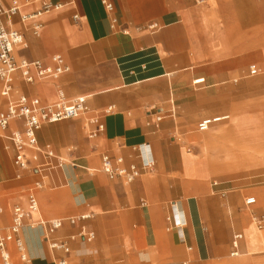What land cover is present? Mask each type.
Segmentation results:
<instances>
[{
    "label": "crops",
    "instance_id": "crops-1",
    "mask_svg": "<svg viewBox=\"0 0 264 264\" xmlns=\"http://www.w3.org/2000/svg\"><path fill=\"white\" fill-rule=\"evenodd\" d=\"M1 1L9 8L14 0ZM18 1L20 13L4 16L27 44L15 51L46 64L60 54L71 69L57 82L26 83L18 76L15 91L52 103L60 86L68 98L88 96L90 110L37 132L38 145L54 153L37 152L34 161L36 152L25 151L39 174L19 170L12 142L0 136V235L10 232L14 208L27 207L34 193L39 211L20 233L32 264H202L225 253L236 232L243 235L240 248L264 244L249 218L264 215V183H254L263 174L205 177L203 137L196 128L211 115L210 103L219 105L214 111L232 113L215 117L264 126V108L252 119L239 113L255 110L251 78L263 79L264 93V0H110L112 12L102 0ZM43 2L62 7L38 18L42 28L35 35L37 19L23 22L21 15L35 13ZM152 24L157 27L150 29ZM253 65L260 72L251 76ZM227 90L237 96L224 107ZM6 104L0 99V108ZM111 105L115 109L107 113ZM94 115L105 128L90 138ZM15 129H23L21 121H12L6 133ZM103 154L136 163L141 175L132 182L111 179L101 170ZM250 194L257 201L246 206ZM80 215L91 217L67 220ZM56 218L67 221L46 240L38 222ZM83 228L95 233L92 241L79 235ZM52 240L65 241L70 252L51 249ZM7 247L13 264H24L15 240Z\"/></svg>",
    "mask_w": 264,
    "mask_h": 264
},
{
    "label": "built area",
    "instance_id": "built-area-1",
    "mask_svg": "<svg viewBox=\"0 0 264 264\" xmlns=\"http://www.w3.org/2000/svg\"><path fill=\"white\" fill-rule=\"evenodd\" d=\"M32 0H25V4H29ZM105 8L112 12L114 10L113 3L110 0H102ZM22 5L18 0H14L9 8H5L0 0V99L7 101L5 107L0 108V136H4L10 140L15 148L13 158L14 165L19 170L29 169L35 174H39L40 166L31 165L29 158L25 154V149H32L36 153L33 160H37V152L46 153L53 156L54 153L50 149L41 148L38 145L37 132L49 123H55L67 119H75L87 115L90 107L88 104V96L80 95L74 98H68L64 90L57 87V100L52 103H44L37 96H30L26 93L15 91V80L19 76L26 83H33L38 80H52L57 82L61 76L70 71L62 55L56 54L52 57V64H46L42 60H30L26 57H16L15 48L17 46L27 47L24 35L17 29L10 28L4 20V16L12 18L20 13ZM61 4L52 2H43L39 10L33 14L21 15V20L26 22L30 19H37L33 24L32 30L35 35H39L42 22L38 20L40 16L52 10H58ZM75 21L79 20V15L73 16ZM112 24H116V19L112 18ZM150 29L157 27V24L148 26ZM260 72L255 65L250 67V75L254 76ZM15 94H18L15 96ZM114 105L107 107V113L113 112ZM228 116L214 117L202 120L199 123V130L206 131L214 123ZM162 116H157V120H161ZM12 121H21L23 129H15L6 133ZM89 123L94 127L89 131V137L93 138L102 132L105 128L101 118L97 115L91 116ZM101 170L105 172L111 179L123 177L127 182L136 180L141 175V171L136 163L127 164L123 156L116 158L109 154H103ZM21 176V175H19ZM37 186L41 187L42 183L37 182ZM29 203L27 207L16 206L13 213V224L10 232L6 235H0V254L3 264H13L7 243L9 240H15L20 253V258L24 264H32V260L26 249L25 242L20 236L21 230L25 225V220L31 218L34 213L39 211L38 200L34 193H30L28 197ZM256 197L250 196L246 199V206H252L256 203ZM2 208L0 207V212ZM91 217V215H80L70 217L67 220L75 224L80 220ZM170 220V217H168ZM63 218L51 220H39V225L45 228V238L49 239V235L59 228L63 227L67 221ZM252 220L259 230L264 229V215L252 213ZM171 229V228H169ZM88 241L95 238V233L82 229L79 234ZM243 235L236 232L232 239V256L240 255V242ZM51 249H62L65 253L70 252V247L65 241H50ZM188 251H192V247H187ZM57 264H68L67 260H60ZM95 264V263H91ZM183 264H189L185 261Z\"/></svg>",
    "mask_w": 264,
    "mask_h": 264
},
{
    "label": "rangeland",
    "instance_id": "rangeland-1",
    "mask_svg": "<svg viewBox=\"0 0 264 264\" xmlns=\"http://www.w3.org/2000/svg\"><path fill=\"white\" fill-rule=\"evenodd\" d=\"M16 28L20 29V27ZM55 52H53L52 54H54ZM15 53L16 57L19 58V54L17 52ZM259 77L251 78L255 81V93L253 96V104L255 110L250 112H239L241 115L248 114V119H252L256 114H258V112L263 110L262 108H264V93L261 91L262 89H260L263 86V79H260ZM227 93L228 94L225 96L227 100L222 104L224 107L229 106L231 97L237 96L236 94H230V90H227ZM239 97H241V95H239ZM242 104H244V102H242ZM217 106L219 105L214 103L207 104V107L212 110L211 115L206 118L232 114L229 110L214 111V108H216ZM231 119L232 118H228L224 121L216 122L213 124L212 128L210 127L209 130L206 131H200L199 124H197L196 126V128L200 132H203H199V134H201V136L203 137L201 148L202 156L204 158L201 164V168L207 170L206 176H204L208 177L211 174L219 175L218 173H231L235 171H239L241 172V174H244V176H246L248 174L253 175L255 173L258 175V173L261 172L263 175H259L258 177L254 178V183H264V126L256 127L252 124H249V122L247 121H242L239 124H232ZM230 121L231 124L229 127L224 128L220 131H212V129H216L220 124H226ZM25 151L27 153H30V150L28 148ZM193 151L199 152V148L195 147ZM195 169L198 170L199 167L196 165ZM214 176L215 175H212V181L214 180ZM248 196L253 195L250 194ZM244 206L245 204L243 202L241 204V207L243 208ZM249 218L250 222L252 223L250 225L253 227L254 231L256 233H259V235H264V229L259 230L257 228L250 214ZM255 229L260 232H257ZM248 247L249 248L245 249L242 245L240 248V255L232 256L231 237L229 249H227L225 253H222L214 260L202 264H263L264 244L262 243L260 245L258 243L252 246L248 245Z\"/></svg>",
    "mask_w": 264,
    "mask_h": 264
},
{
    "label": "bare ground",
    "instance_id": "bare-ground-1",
    "mask_svg": "<svg viewBox=\"0 0 264 264\" xmlns=\"http://www.w3.org/2000/svg\"><path fill=\"white\" fill-rule=\"evenodd\" d=\"M17 47H19V46H17ZM17 47H16V48H17ZM16 48H15V49H16ZM209 128H210V127H209ZM208 130H209V129H208ZM261 201H262V200H261ZM9 241H10V240H9Z\"/></svg>",
    "mask_w": 264,
    "mask_h": 264
}]
</instances>
